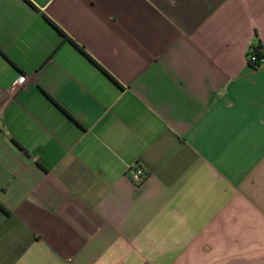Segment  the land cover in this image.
<instances>
[{"label":"crops","instance_id":"1","mask_svg":"<svg viewBox=\"0 0 264 264\" xmlns=\"http://www.w3.org/2000/svg\"><path fill=\"white\" fill-rule=\"evenodd\" d=\"M258 44L264 0H0V264H264Z\"/></svg>","mask_w":264,"mask_h":264},{"label":"built area","instance_id":"2","mask_svg":"<svg viewBox=\"0 0 264 264\" xmlns=\"http://www.w3.org/2000/svg\"><path fill=\"white\" fill-rule=\"evenodd\" d=\"M255 47H256V45L251 46L248 49L247 59H248V64L253 69H259V68L264 66V59H262L259 62L258 66H253L252 65V64H255V63L258 62V59H257V56H256L257 51H256ZM21 81H24V78H22ZM128 173H129L130 179L138 186L142 185L146 181V179L148 177V174L146 173V171L140 166L131 167L128 170Z\"/></svg>","mask_w":264,"mask_h":264},{"label":"trees","instance_id":"3","mask_svg":"<svg viewBox=\"0 0 264 264\" xmlns=\"http://www.w3.org/2000/svg\"><path fill=\"white\" fill-rule=\"evenodd\" d=\"M256 51H257V59H258V62L255 63V64H252L253 66H258L259 65V62L264 59V47L261 45V44H258L256 45L255 47Z\"/></svg>","mask_w":264,"mask_h":264}]
</instances>
